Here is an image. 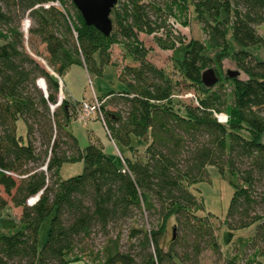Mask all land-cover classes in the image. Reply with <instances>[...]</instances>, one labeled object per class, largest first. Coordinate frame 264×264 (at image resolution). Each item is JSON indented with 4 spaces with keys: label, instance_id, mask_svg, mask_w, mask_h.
Masks as SVG:
<instances>
[{
    "label": "trees",
    "instance_id": "1",
    "mask_svg": "<svg viewBox=\"0 0 264 264\" xmlns=\"http://www.w3.org/2000/svg\"><path fill=\"white\" fill-rule=\"evenodd\" d=\"M56 1L59 5L51 4ZM174 7H191L205 35L184 43L176 58L183 79L198 92L195 103L175 99L172 79L146 61L145 50L136 45L137 32L157 33L165 26L163 14H174ZM25 14L33 22L28 43L38 39L44 45L45 62L59 76L74 65L100 74L109 63L111 45L124 43L139 64L124 68L123 90L98 97L100 112L108 135L124 151L134 149L132 136L144 140L143 159L122 153L123 161L113 159L95 144L84 151L78 148L67 126L83 100L64 98L56 105L57 77L24 47L27 39L19 26ZM111 19L112 31L105 36L85 23L71 0H0V186L11 202L0 194V216L6 213L0 217V264L81 260L71 254L75 249L85 253L81 243L92 233L106 236L111 226L144 211L153 220L150 228L129 225L125 251H120L119 236L108 237L96 264H198L204 250L220 246L208 215L198 213L203 202L193 190L209 165L233 188L224 220L225 243L252 244L254 249L251 257L242 260L234 254L225 264H261L264 61L247 48L264 47L257 30L264 24V0H118ZM212 48L218 49L215 55H205ZM225 57L246 79L222 76L218 66ZM210 63L217 66L218 82L207 87L201 73ZM38 77L45 79L47 95L37 85ZM226 82L232 88L229 95ZM221 112L228 114L224 123L215 116ZM19 119L25 136L17 132ZM79 160L85 163L80 174L60 177L64 163ZM36 195V202L28 204ZM10 204L21 207L18 220L6 212ZM171 217L176 236L165 245ZM46 218L47 236L39 247ZM253 223L252 236L234 239L236 230Z\"/></svg>",
    "mask_w": 264,
    "mask_h": 264
},
{
    "label": "rangeland",
    "instance_id": "2",
    "mask_svg": "<svg viewBox=\"0 0 264 264\" xmlns=\"http://www.w3.org/2000/svg\"><path fill=\"white\" fill-rule=\"evenodd\" d=\"M154 1L160 2L162 0ZM62 6L65 11L68 12L67 5L62 4ZM173 10L174 14H163V17L165 18V26L157 33L149 34L142 31L137 32L136 45L138 48L145 50L146 61H149L156 68L163 70L164 74L172 79L174 83L173 95L175 99L182 100L183 102L195 103L198 92L195 90V87L190 86L187 81L183 79L176 65V58L181 55L180 49L184 43L190 39L203 40L205 35L201 24L192 13L191 7L186 11L177 9L176 7H174ZM26 20L29 21V24ZM32 23L31 18L25 14L21 19L19 29L24 34L25 32L23 30L27 29V37L25 38L27 40L26 43L24 42V47L26 51L44 67V64L41 61V59L46 60L44 45L39 43L38 39H35V43H28V31ZM257 30L262 36H264V24L259 25ZM227 39L229 42L231 41L230 30L228 31ZM247 49L252 52L256 59L264 61L263 46L255 48L248 47ZM216 51H218L217 48L206 50L205 55L214 56ZM109 58V63L103 65L100 74L95 73L94 71L87 72L86 70H80L81 68L78 66H73L62 73L60 78L63 82L61 92L63 97L67 99L66 94L69 92V97H73L75 99L77 98L78 101L83 100L88 104H93L94 98L99 100L98 97H101L107 92H118L123 90L125 85L120 79L121 76L125 79L127 78V75L124 73V68L126 66H137L139 62L128 53L124 43L121 42L111 45L109 49ZM210 66L217 68L214 63H210L208 67ZM218 69L222 73V76H227L228 71L239 70L240 74L238 78L246 79L242 70L236 66L235 62L230 57L223 58L222 64L220 67L218 66ZM224 86L229 95V91L232 89L230 84L226 82ZM59 95L60 92L58 97ZM104 103L106 104V102ZM119 107L120 106L107 105L106 108L118 109ZM54 108L55 106L51 105V109L53 110ZM82 109V103L81 105L78 103L76 106V115L71 118L67 126L69 132L75 137L77 146L80 150L84 151V148L88 144H95L101 147L104 153L113 159H119L120 157L121 161H123L121 153L136 159L144 158L145 142L141 137L132 136L131 144L134 149L124 151L121 145H117L108 135V132L102 120L99 118V115L97 113H93L86 117L84 116ZM221 113H223L228 119L227 112ZM17 132L19 135L25 136V126L22 119L17 121ZM121 163L124 164L123 162ZM84 165V160L64 163L59 169V175L62 178H68L70 176L80 174ZM194 188L195 189L193 190L201 196L203 202V209H200L198 213L199 215H208L214 234L215 236H218V241L220 243L218 250H204L199 257L198 264H225L226 259L234 254H237L242 260L251 257L254 253L252 244L244 245L232 240L229 243H225L224 241V235L227 230L224 220L233 188L228 181L222 177L218 168L212 165L207 166L206 177L198 182ZM262 190H264V188H262ZM0 194L7 199L9 203H11L10 197L5 194L3 187L1 186ZM14 208L15 209H11L9 213L12 215V218L18 220L21 214V207ZM2 216H6V213H1L0 217ZM151 221L153 220L147 211H144L142 214L135 212L133 219L122 223L120 222L117 226H111L109 234L106 236L101 233H92L86 242L82 241L81 243L80 247L86 250L85 253L80 254L79 250L75 249L74 253L71 254L72 256H80L81 260L69 261L67 264H96L100 258H103V253L108 244V237L113 238L119 236L120 251H125L127 248L128 226L133 225L137 227L144 226L146 228H150L152 224ZM174 224L175 220L171 217L168 221L167 232L165 234V245L172 237L176 236ZM48 227L49 218H46L41 224L39 230V247H41L46 240ZM255 228L256 223H253L248 227L236 230L234 233V239L237 236L249 238L254 234ZM259 246L262 250H264V241H262ZM259 259L261 264H264V257H258L257 260L259 261Z\"/></svg>",
    "mask_w": 264,
    "mask_h": 264
},
{
    "label": "water",
    "instance_id": "3",
    "mask_svg": "<svg viewBox=\"0 0 264 264\" xmlns=\"http://www.w3.org/2000/svg\"><path fill=\"white\" fill-rule=\"evenodd\" d=\"M118 0H71L80 12L87 25L94 26L105 36H108L113 28L111 12ZM230 77L239 75V71H228ZM201 81L207 86H214L218 82L213 67L206 68L201 73Z\"/></svg>",
    "mask_w": 264,
    "mask_h": 264
},
{
    "label": "built area",
    "instance_id": "4",
    "mask_svg": "<svg viewBox=\"0 0 264 264\" xmlns=\"http://www.w3.org/2000/svg\"><path fill=\"white\" fill-rule=\"evenodd\" d=\"M51 4H53V5H59V3L56 1V2H52ZM46 7L48 6V4L47 5H45ZM27 22H28V24H29V21L28 20H26ZM24 32H25V38L27 37V30H23ZM41 61H42V63L44 64V66L50 71V72H52V70H50L49 68H48V66H47V64H46V62H45V60L44 59H41ZM56 77H57V79H58V81H59V92H60V95H59V97H58V101H57V103H56V105H58V104H60L61 103V101H62V99L64 98L63 97V94L61 93L62 92V84H63V82H62V80H61V78H60V76L58 75V74H55L54 72H52ZM36 83H37V85L41 88V90L43 91V93L45 94V95H47V83H46V81H45V79L43 78V77H38L37 79H36ZM100 103H101V101H99L98 99H96V98H94V103L93 104H88V103H86L85 101H83L82 102V105H83V109H82V111H83V114H84V116H90L91 114H98L99 115V118L102 120V122H103V117H102V114H101V112H100ZM215 116L217 117V119H218V121H220V122H226L227 121V118H226V116L223 114V113H218V114H215ZM38 199V195H36V196H33V197H31V198H29L28 200H27V202H28V204H33L34 202H36V200Z\"/></svg>",
    "mask_w": 264,
    "mask_h": 264
},
{
    "label": "crops",
    "instance_id": "5",
    "mask_svg": "<svg viewBox=\"0 0 264 264\" xmlns=\"http://www.w3.org/2000/svg\"><path fill=\"white\" fill-rule=\"evenodd\" d=\"M74 66H76V65H74ZM72 67H73V66H71L70 68H72ZM78 67L81 68L80 70H85L84 67H81V66H78ZM70 68H69V69H70ZM68 94H69V92H67V94H66V95H67L66 98H67L68 100H70V101H76V100H77V98L75 99V98H73V97H69ZM77 101H78V100H77ZM11 209H15V208H14L12 205H9V206H8V209H6V212H7V211L10 212Z\"/></svg>",
    "mask_w": 264,
    "mask_h": 264
}]
</instances>
